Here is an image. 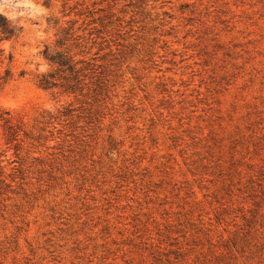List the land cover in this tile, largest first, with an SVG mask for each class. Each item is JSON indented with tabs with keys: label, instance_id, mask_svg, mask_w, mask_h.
<instances>
[{
	"label": "rangeland",
	"instance_id": "1",
	"mask_svg": "<svg viewBox=\"0 0 264 264\" xmlns=\"http://www.w3.org/2000/svg\"><path fill=\"white\" fill-rule=\"evenodd\" d=\"M0 12V264H264V0Z\"/></svg>",
	"mask_w": 264,
	"mask_h": 264
},
{
	"label": "trees",
	"instance_id": "2",
	"mask_svg": "<svg viewBox=\"0 0 264 264\" xmlns=\"http://www.w3.org/2000/svg\"><path fill=\"white\" fill-rule=\"evenodd\" d=\"M51 1L52 0H46L47 3H50ZM20 32H21V26L18 25V23H16L12 19H9L2 12H0V43L5 39H12L18 37ZM59 43L63 44V42L61 41H59ZM44 54L45 57L52 64L57 66L58 70L63 71V70L74 69V64L72 63V59L66 52L63 51L52 52L49 50V47H46ZM7 79L8 78H5V80ZM39 83L44 88H53L56 85L54 74L42 73ZM0 121H2L3 125L8 129V132L10 133L11 137L15 140L18 139L19 127L12 122V117L9 111L3 110L2 112H0Z\"/></svg>",
	"mask_w": 264,
	"mask_h": 264
}]
</instances>
